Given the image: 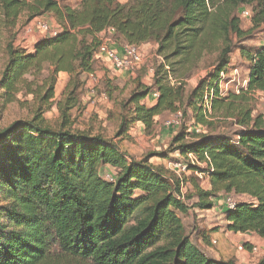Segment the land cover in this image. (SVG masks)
I'll return each mask as SVG.
<instances>
[{"label": "trees", "instance_id": "trees-1", "mask_svg": "<svg viewBox=\"0 0 264 264\" xmlns=\"http://www.w3.org/2000/svg\"><path fill=\"white\" fill-rule=\"evenodd\" d=\"M257 2L259 26L264 0H82L77 9L55 0H0L10 27L25 12L29 20L53 13L61 26L55 36L38 42L34 53L12 44L5 49L0 124L4 106L15 103L25 88L38 105L31 119L0 131V264H236L208 257L179 216L189 213L188 200L197 197L198 207L212 209L211 200L221 194L249 198L225 212L226 230L264 239V115H254L253 104L257 93H264V47L253 52L239 48L250 63L247 92H220L237 49L233 37L248 35L237 19L224 18L229 10ZM108 30L129 45L154 42L164 60L155 69L152 87L133 81L134 90L120 104L117 138L137 124L151 134L169 113H191L194 124L208 130L216 119H233L241 129L236 142L209 131L192 136L180 131L168 151L156 154L163 160L174 153L194 154L205 169L191 170L209 174V191L185 174L149 159L131 160L112 141L74 129L72 111L80 106L83 77L95 75L100 35ZM214 54L213 71L186 95L183 80ZM46 65L52 72L41 86L27 79L42 75ZM166 67L177 84H171ZM60 74L70 79L57 104L55 129L45 114L54 104ZM153 93L158 98L148 107L144 102ZM105 167L116 170L112 182L105 179ZM188 185L192 193L185 192ZM257 264H264V258Z\"/></svg>", "mask_w": 264, "mask_h": 264}, {"label": "rangeland", "instance_id": "rangeland-1", "mask_svg": "<svg viewBox=\"0 0 264 264\" xmlns=\"http://www.w3.org/2000/svg\"><path fill=\"white\" fill-rule=\"evenodd\" d=\"M32 1V0H28ZM62 6L71 7L77 9L80 7L82 0H55ZM121 3H127V0H119ZM260 6L259 3H253L252 5H241L238 9L229 10L225 16V21H231L237 19L240 22V27L248 35L242 40H238L233 37L234 43L237 49L231 55V64L226 75L223 76V82L220 86L222 96H226L228 93L239 94L242 91L247 92L249 78H250V63L244 59L239 51V48L244 47L250 51H257L259 48L264 47V23L257 26L255 19L259 16ZM249 13V16L246 14ZM29 14L23 13L17 21L15 27H10L5 21L4 15L0 8V78L4 71L6 63V47L8 45H14L18 48H23L29 53H34L35 46L41 40L53 37L60 32V24L57 21L56 16L53 13H47L41 17L33 20H29ZM42 22L48 25L49 30L46 33L36 31V24ZM55 34V35H54ZM106 38L112 42L123 44L120 41V36L107 34ZM241 46V47H240ZM142 55L146 59L145 67L142 70L131 71L134 74V78L129 77L130 71L126 72L124 76L117 77L111 73V77L108 76L105 70V64L101 60H96V73L94 79L84 78L85 86L80 93V106L72 111V119L74 129L82 132H89L92 135H100L108 141H112L117 144L118 147L131 159L135 161H141L149 159V162L153 165H162L167 169H171V165H175L181 161V156L178 153L170 155V158L165 162H161V158L156 156L157 153H163L169 150L173 137L180 131H185L189 135L195 133H208L221 134L231 137L235 142L237 141V133L241 129L235 124V120H218L214 122L213 129H206L201 125H195L192 114L182 117L180 114H165L158 119L154 131L150 134L144 130V126L138 124L132 128L129 135L124 138H117L116 133L119 126V119L121 113L120 104L127 101L128 97L135 88L134 80H140L141 83L148 87H152L154 84V78L151 71L161 63L157 58V46L154 42H150L145 45L144 50H141ZM217 55L208 56L200 63L197 68L193 69L191 75L184 79V90L188 95L199 82L206 78V76L213 71L212 65L216 61ZM52 72L49 65H46L42 75L35 78V76H27L29 81H34L37 85H42ZM68 74H60L57 76L56 85V98L54 104L50 110L45 114V118L48 123L57 128L60 122V111L57 104L63 100V95L69 83ZM130 81H132L130 83ZM116 89V90H115ZM112 94V98L109 96ZM145 103V102H144ZM253 104L255 107L254 115H264V97L256 95L253 98ZM38 103L36 97L27 91V88L22 90L17 95L15 103L4 106L2 110V121L0 124V131L9 127L11 124L18 120L31 119L33 110L37 107ZM146 105V104H145ZM149 105V104H148ZM147 106V105H146ZM149 107V106H148ZM174 162V163H171ZM108 168V167H105ZM109 173L116 174V170L109 168ZM111 170V171H110ZM108 172V171H107ZM187 175V174H185ZM194 175V176H193ZM189 179L196 180L197 184L205 191L210 190V182L207 178L198 179L195 174L192 176L187 175ZM187 191V192H186ZM186 193H192V185H188L185 188ZM232 199L235 203L248 202L249 198L236 196V195H223L211 200L213 204L212 209H201L198 207V198H192L187 201L190 206V211L186 215L180 214V218L183 221V225L186 229L187 235H189L193 243L200 248L202 246L199 240L207 238L208 233L211 232H223L224 238L227 236L226 232V215L228 210L226 201ZM226 225V226H225ZM251 234V233H250ZM255 237V234H251ZM239 236L229 235V241L232 238L235 240L231 242L234 248L239 253H245L246 246L252 245L251 252L252 259H260L261 255H264V242L260 244H253L240 240ZM251 239V238H249ZM219 241L216 239L212 241V246H218ZM243 248V251L240 249ZM201 249V248H200ZM59 264H81L76 261L68 260L61 261Z\"/></svg>", "mask_w": 264, "mask_h": 264}, {"label": "built area", "instance_id": "built-area-1", "mask_svg": "<svg viewBox=\"0 0 264 264\" xmlns=\"http://www.w3.org/2000/svg\"><path fill=\"white\" fill-rule=\"evenodd\" d=\"M246 15L249 16V13H247ZM36 27H37L36 31H41L42 33H46L49 30L48 25H46L42 22H38L36 24ZM107 34L115 35V31L114 30H108V31H106L100 35L101 46L98 49V51L96 52L95 60L104 58L105 60H107L108 62L111 63L114 70L119 71V72H124V73L130 71V75H134L131 73V71L142 70L145 67L146 59L142 55L140 47L126 44L122 47L121 52L116 51L114 49H111L110 41L106 38ZM157 58L161 62H164L162 57L157 56ZM166 68H167V71L169 73V79H170L171 84L172 85L177 84V81L171 76L170 69L168 67H166ZM151 73H152V77L154 78L155 70H154V72L152 70ZM90 78L94 79V76H92ZM209 95L213 96V93L211 92V93H209ZM222 95H223V91H222ZM257 96L262 98V97H264V93H261V92L257 93ZM151 97L154 99H157L158 94L153 93L151 95ZM205 100L207 102L205 107L208 110V114L211 115L212 114V107H211V103L209 101L208 94H207ZM179 115H180V113H179ZM131 131H132V129H131ZM171 163H174V162H171ZM192 167H200L202 169H205L204 168L205 165L202 164L194 154H189L186 157H181V161L177 162L175 165H173V168L171 165L170 170L173 171L174 173H176L177 175H181V174H187L189 171H192L191 170ZM195 177H197L198 179L199 178L200 179L207 178L208 182L210 180V176L208 173L195 172ZM105 179L112 182L114 180V175L112 173H109L106 171ZM226 205H227L228 209H234L236 206L232 199L227 200ZM240 251H243V248L240 249Z\"/></svg>", "mask_w": 264, "mask_h": 264}, {"label": "crops", "instance_id": "crops-1", "mask_svg": "<svg viewBox=\"0 0 264 264\" xmlns=\"http://www.w3.org/2000/svg\"><path fill=\"white\" fill-rule=\"evenodd\" d=\"M120 41L123 42V44L117 43L116 41H112L110 42V47L111 49H114L116 51L121 52L122 51V47L124 45H126V42L124 41L123 38L120 37ZM146 44L141 45L140 46V50H144ZM97 60H101L104 64H105V70L104 72L108 75V76H112L111 73L117 77L120 76H124L125 73L124 72H119L114 70V68L112 67L111 63L108 62L107 60H105L104 58L102 59H97ZM131 76V75H130ZM129 76V77H130ZM156 103V99L152 98L151 96L145 101V104L149 107L153 106ZM149 104V105H148ZM139 126H143L142 124H138ZM161 162H165L166 160L161 159ZM109 168H105V171H108ZM111 171V170H110ZM192 174H195L194 171H189L187 173V175L192 176ZM194 176V175H193ZM228 223L226 222V225ZM225 225V226H226ZM226 232L228 233L227 236L225 235V237L228 239L224 238L223 232H211L208 233L207 238L204 240L200 239L199 242L200 244H202V246H199L201 248V250L210 258H213L215 260H234L236 262V264H257L261 259L264 258V255H261L260 259L258 258H254L252 259V253L249 252L250 250L246 249L247 252L245 253H239L237 251L236 248L233 247V245L231 244V242H233L234 245H236L234 243V239L232 238L231 242L229 241V235H232L233 237L239 236L237 238H240V240L244 241V244L246 242H253V244H260L261 241L264 242V239L260 238L259 236L253 237L251 236V234H234L231 232H228L226 230ZM251 238V239H249ZM219 241L218 246L213 247L212 246V241L215 242V240ZM252 245L250 244L249 247H251Z\"/></svg>", "mask_w": 264, "mask_h": 264}]
</instances>
